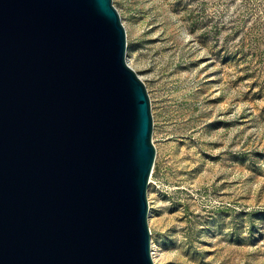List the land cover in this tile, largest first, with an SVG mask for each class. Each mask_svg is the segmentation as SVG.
<instances>
[{
  "label": "water",
  "instance_id": "obj_1",
  "mask_svg": "<svg viewBox=\"0 0 264 264\" xmlns=\"http://www.w3.org/2000/svg\"><path fill=\"white\" fill-rule=\"evenodd\" d=\"M126 48L112 0H0V264H155Z\"/></svg>",
  "mask_w": 264,
  "mask_h": 264
},
{
  "label": "rangeland",
  "instance_id": "obj_2",
  "mask_svg": "<svg viewBox=\"0 0 264 264\" xmlns=\"http://www.w3.org/2000/svg\"><path fill=\"white\" fill-rule=\"evenodd\" d=\"M112 4L150 97L158 264H264V0Z\"/></svg>",
  "mask_w": 264,
  "mask_h": 264
},
{
  "label": "bare ground",
  "instance_id": "obj_3",
  "mask_svg": "<svg viewBox=\"0 0 264 264\" xmlns=\"http://www.w3.org/2000/svg\"><path fill=\"white\" fill-rule=\"evenodd\" d=\"M151 253H152L153 261L155 262V264H158V252L156 251L154 246L151 247Z\"/></svg>",
  "mask_w": 264,
  "mask_h": 264
}]
</instances>
